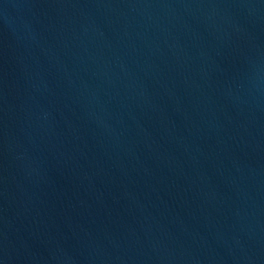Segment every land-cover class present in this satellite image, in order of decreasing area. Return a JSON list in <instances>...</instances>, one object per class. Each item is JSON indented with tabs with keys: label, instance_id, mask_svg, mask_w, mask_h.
Segmentation results:
<instances>
[{
	"label": "water",
	"instance_id": "water-1",
	"mask_svg": "<svg viewBox=\"0 0 264 264\" xmlns=\"http://www.w3.org/2000/svg\"><path fill=\"white\" fill-rule=\"evenodd\" d=\"M0 264H264V0H0Z\"/></svg>",
	"mask_w": 264,
	"mask_h": 264
}]
</instances>
